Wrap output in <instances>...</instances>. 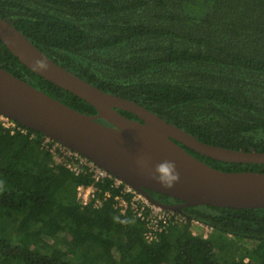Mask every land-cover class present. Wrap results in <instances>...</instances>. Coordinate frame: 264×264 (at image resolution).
Masks as SVG:
<instances>
[{"label":"trees","instance_id":"16d2710c","mask_svg":"<svg viewBox=\"0 0 264 264\" xmlns=\"http://www.w3.org/2000/svg\"><path fill=\"white\" fill-rule=\"evenodd\" d=\"M0 16L63 67L201 141L264 151V0H0ZM0 64L81 112H97L1 39ZM26 129L12 133L0 121V264H264L249 257H264V208L187 206L190 219L213 228L207 238L174 225L149 243L144 224L111 199L82 206L77 187L90 177L52 165L45 136ZM184 147L219 169L264 171V163Z\"/></svg>","mask_w":264,"mask_h":264},{"label":"water","instance_id":"95a60500","mask_svg":"<svg viewBox=\"0 0 264 264\" xmlns=\"http://www.w3.org/2000/svg\"><path fill=\"white\" fill-rule=\"evenodd\" d=\"M0 39L29 69L84 99L97 111L81 112L0 64L1 115L80 152L164 208H264V171L219 169L184 146L230 163H264V151L238 150L201 141L146 106L105 91L63 67L1 16ZM41 60L46 69L36 67ZM120 110L131 112L138 119L127 117ZM142 156L150 158L149 168L164 160L174 161L179 182L168 189L150 179L149 170L140 169L136 163ZM149 190L183 203H162Z\"/></svg>","mask_w":264,"mask_h":264},{"label":"built area","instance_id":"2783aa9c","mask_svg":"<svg viewBox=\"0 0 264 264\" xmlns=\"http://www.w3.org/2000/svg\"><path fill=\"white\" fill-rule=\"evenodd\" d=\"M2 124L12 133L27 132L16 121L0 114ZM42 148L52 155V165L67 168L76 176L90 177V184H79L77 187V200L82 206H87L93 200L94 207H100L104 201L111 199L113 207L122 215H132L145 226L144 237L147 242L158 241L162 234L171 226L190 224L193 235H202L207 238L213 228L198 219H190L183 211L167 209L157 205L136 188L110 173L90 158L80 152L62 144L52 138L46 137ZM108 184V188L101 189L99 185ZM98 191L101 196H98ZM246 262L249 261L247 257Z\"/></svg>","mask_w":264,"mask_h":264},{"label":"clouds","instance_id":"9594fccd","mask_svg":"<svg viewBox=\"0 0 264 264\" xmlns=\"http://www.w3.org/2000/svg\"><path fill=\"white\" fill-rule=\"evenodd\" d=\"M36 67L46 69L47 65L41 60L36 62ZM136 163L140 169H148L149 178L155 180L164 188L171 189L180 180V174L174 161L164 160L149 168L150 158L142 156L137 159ZM4 191H6L4 181L0 180V193Z\"/></svg>","mask_w":264,"mask_h":264},{"label":"flooded vegetation","instance_id":"af4514ba","mask_svg":"<svg viewBox=\"0 0 264 264\" xmlns=\"http://www.w3.org/2000/svg\"><path fill=\"white\" fill-rule=\"evenodd\" d=\"M104 121V120H102ZM106 122V121H104ZM149 193L154 197L156 198L157 200H159L160 202L162 203H165V204H169V205H181L183 202L176 199V198H173V197H170V196H165V195H162V194H159L157 192H154V191H151L149 190ZM185 207H183L184 209Z\"/></svg>","mask_w":264,"mask_h":264},{"label":"rangeland","instance_id":"374dc122","mask_svg":"<svg viewBox=\"0 0 264 264\" xmlns=\"http://www.w3.org/2000/svg\"><path fill=\"white\" fill-rule=\"evenodd\" d=\"M249 257L255 262H261L264 258L261 250L254 251Z\"/></svg>","mask_w":264,"mask_h":264}]
</instances>
